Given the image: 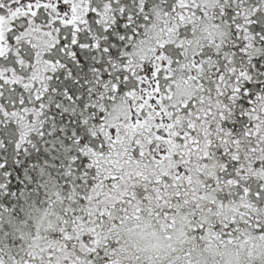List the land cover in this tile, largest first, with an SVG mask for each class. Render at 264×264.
<instances>
[{
  "label": "snow or ice",
  "instance_id": "obj_1",
  "mask_svg": "<svg viewBox=\"0 0 264 264\" xmlns=\"http://www.w3.org/2000/svg\"><path fill=\"white\" fill-rule=\"evenodd\" d=\"M0 264H264V0H0Z\"/></svg>",
  "mask_w": 264,
  "mask_h": 264
}]
</instances>
